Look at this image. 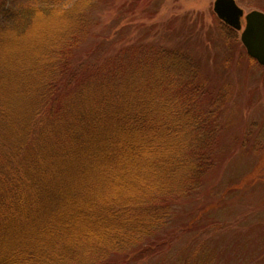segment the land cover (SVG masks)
<instances>
[{
  "label": "trees",
  "instance_id": "16d2710c",
  "mask_svg": "<svg viewBox=\"0 0 264 264\" xmlns=\"http://www.w3.org/2000/svg\"><path fill=\"white\" fill-rule=\"evenodd\" d=\"M98 1L0 4V264L160 252L216 164L221 97L189 54L99 39L74 62Z\"/></svg>",
  "mask_w": 264,
  "mask_h": 264
},
{
  "label": "rangeland",
  "instance_id": "374dc122",
  "mask_svg": "<svg viewBox=\"0 0 264 264\" xmlns=\"http://www.w3.org/2000/svg\"><path fill=\"white\" fill-rule=\"evenodd\" d=\"M214 1L101 0L88 12L93 27L75 63L99 39L108 53L134 42L178 49L197 62L203 102L221 97L216 164L196 192L174 203L157 233L168 243L151 255H118L114 264H264V67L247 55L241 31L219 20ZM234 1L244 14L264 13V0Z\"/></svg>",
  "mask_w": 264,
  "mask_h": 264
},
{
  "label": "water",
  "instance_id": "95a60500",
  "mask_svg": "<svg viewBox=\"0 0 264 264\" xmlns=\"http://www.w3.org/2000/svg\"><path fill=\"white\" fill-rule=\"evenodd\" d=\"M213 10L216 16L230 28L241 31L240 41L247 55L264 67V13L252 10L244 15L234 0H215ZM244 16V26L241 18Z\"/></svg>",
  "mask_w": 264,
  "mask_h": 264
}]
</instances>
